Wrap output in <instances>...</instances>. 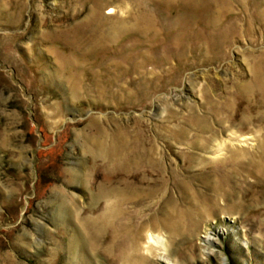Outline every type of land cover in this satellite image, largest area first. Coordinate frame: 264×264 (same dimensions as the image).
<instances>
[{"label":"rangeland","instance_id":"obj_1","mask_svg":"<svg viewBox=\"0 0 264 264\" xmlns=\"http://www.w3.org/2000/svg\"><path fill=\"white\" fill-rule=\"evenodd\" d=\"M0 264H264V0H0Z\"/></svg>","mask_w":264,"mask_h":264},{"label":"bare ground","instance_id":"obj_2","mask_svg":"<svg viewBox=\"0 0 264 264\" xmlns=\"http://www.w3.org/2000/svg\"><path fill=\"white\" fill-rule=\"evenodd\" d=\"M93 206H94V205H93ZM108 213L113 214L112 209L109 208ZM214 234H215V233H214ZM206 239L211 240V239H213V237L211 236V234H210V235L208 234V236L206 237ZM149 249H151V248H149ZM164 256H165V255H163V257H164Z\"/></svg>","mask_w":264,"mask_h":264}]
</instances>
